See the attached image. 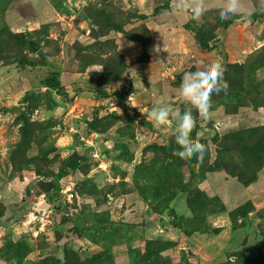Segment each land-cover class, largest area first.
Instances as JSON below:
<instances>
[{
    "label": "rangeland",
    "instance_id": "1",
    "mask_svg": "<svg viewBox=\"0 0 264 264\" xmlns=\"http://www.w3.org/2000/svg\"><path fill=\"white\" fill-rule=\"evenodd\" d=\"M181 2L0 0V264H264V0L223 20L206 0L192 32ZM214 60L229 88L205 119L179 87ZM157 102L192 108L202 160L173 155Z\"/></svg>",
    "mask_w": 264,
    "mask_h": 264
},
{
    "label": "clouds",
    "instance_id": "2",
    "mask_svg": "<svg viewBox=\"0 0 264 264\" xmlns=\"http://www.w3.org/2000/svg\"><path fill=\"white\" fill-rule=\"evenodd\" d=\"M177 8L185 13L190 12L192 20L199 22L207 10V4L206 0H182ZM243 8V0H224L223 6L219 9V16L222 20L227 19L240 13ZM244 18L247 19V16ZM224 71L222 63L214 60L203 68L183 74L179 93L183 100L194 106L198 114L205 119H209L212 115V94H219L222 91L226 93L229 88L224 79ZM147 119L159 126L168 125L174 120L175 144L178 147L173 150V155L181 159H191L194 156L203 159L206 146L199 139L190 136L197 123L192 108L181 112L168 104L157 102L149 110Z\"/></svg>",
    "mask_w": 264,
    "mask_h": 264
},
{
    "label": "trees",
    "instance_id": "3",
    "mask_svg": "<svg viewBox=\"0 0 264 264\" xmlns=\"http://www.w3.org/2000/svg\"><path fill=\"white\" fill-rule=\"evenodd\" d=\"M163 9H168L166 6H162V7H157L154 9V14H157L159 12V10H163ZM263 15L262 14H252L249 15L247 18H251V19H256V18H261ZM140 19H146L145 15H139ZM196 25V21H193L192 18L189 19V21L184 25V29L186 31L192 32L193 31V27ZM116 33H119L121 35H123L128 41L135 43V44H139L140 45V49H139V56L136 59V63L137 64H142L146 61L147 58V47L145 45L144 42H142L139 39H135L131 36H129L122 27H116L113 29ZM195 40L197 42L198 47L201 50H210L209 45L205 42L204 39V33L202 31H199V33L196 35ZM38 66L37 63H32V62H28L23 64V66ZM40 85L43 87H46L50 90H54V91H58L61 87H60V82H59V73L58 72H53L52 75L49 78L43 79L40 81ZM131 87V82H128V88ZM127 95V89H122L119 91H115L112 94H107V93H102V97L103 98H109V97H113L116 101H121L125 96ZM80 161V158L78 157L77 159H74L73 161H71L68 164V169L66 170H61L59 172H57L54 175V180L55 182H59L61 179H63L64 177H66L68 175L69 171H74L77 169L78 163ZM58 185H54V189H57Z\"/></svg>",
    "mask_w": 264,
    "mask_h": 264
},
{
    "label": "water",
    "instance_id": "4",
    "mask_svg": "<svg viewBox=\"0 0 264 264\" xmlns=\"http://www.w3.org/2000/svg\"><path fill=\"white\" fill-rule=\"evenodd\" d=\"M48 204L45 203L44 201L39 202V203H33L31 205H28L26 207H22L21 210L22 211H27L29 209H34L35 211L39 212V211H43L45 209H47Z\"/></svg>",
    "mask_w": 264,
    "mask_h": 264
}]
</instances>
